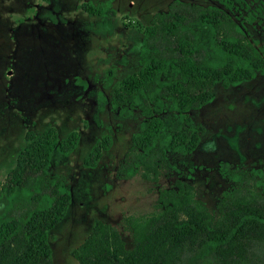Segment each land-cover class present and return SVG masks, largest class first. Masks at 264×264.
I'll return each instance as SVG.
<instances>
[{
	"label": "rangeland",
	"instance_id": "obj_1",
	"mask_svg": "<svg viewBox=\"0 0 264 264\" xmlns=\"http://www.w3.org/2000/svg\"><path fill=\"white\" fill-rule=\"evenodd\" d=\"M171 0H0V179L13 165L27 131L55 129L59 139L76 132V147L68 154L53 152L49 173L62 175L70 194L62 219L48 232L52 264H77L69 250L88 235L93 239L91 256L102 250L121 257L116 246L92 233L95 219L114 226L130 248L122 230L123 216H148L156 212L159 191L185 180L195 196L210 209L231 182L217 170L220 161L241 169L264 170V73L234 86L216 85L206 105L189 112L200 130L194 149L172 156L174 169L155 180L136 175L119 179L115 169L130 145L142 116L134 110L119 115L109 100L125 74L137 73L141 37L152 14ZM214 4V0H183ZM234 13L236 21L261 54L264 63V0H244ZM112 14L95 15L87 3ZM237 6V4H236ZM255 12L249 23L246 18ZM164 76L168 77L167 72ZM108 79H111L109 82ZM84 82V83H83ZM108 102L99 107L98 94ZM164 122L174 115L161 113ZM111 131V144L93 166L83 162L90 148ZM184 212L177 218L184 219ZM264 235V225L248 230ZM170 237L157 233L134 264H148L169 249ZM24 251L12 240L0 264H12ZM232 245L219 250L227 259Z\"/></svg>",
	"mask_w": 264,
	"mask_h": 264
},
{
	"label": "trees",
	"instance_id": "obj_2",
	"mask_svg": "<svg viewBox=\"0 0 264 264\" xmlns=\"http://www.w3.org/2000/svg\"><path fill=\"white\" fill-rule=\"evenodd\" d=\"M214 1L222 7L171 0L152 14L143 29L137 73L125 74L109 100L119 115L138 110L142 116L117 164V178L138 175L155 180L160 173L168 174L174 169L172 156L191 152L198 142L200 128L189 112L208 104L216 85L234 86L264 73L261 54L233 16L236 7L247 2ZM86 11L100 16L113 12L90 2ZM256 17L253 11L246 20L251 23ZM98 95L102 108L108 99ZM164 111L174 115L168 122L161 117ZM106 129L83 159L84 163L91 159L89 166L111 144V131ZM77 140L76 132L59 139L52 127L26 132L13 165L0 179V260L11 241L19 240L24 251L12 264H52L48 232L64 216L70 194L62 175H50L51 156L68 155ZM217 170L231 185L218 196L215 209L195 196L190 183L175 180L172 187L159 191L156 212L122 217L120 225L128 233L130 248L124 247L114 226L93 221L92 233L113 243L120 258L106 249L91 256L90 235L69 255L77 264H134L153 236L165 232L169 249L148 264H264V235L248 232L264 225V170L241 169L226 161H220ZM179 212L186 217L179 220ZM228 245L233 251L224 259L219 250Z\"/></svg>",
	"mask_w": 264,
	"mask_h": 264
}]
</instances>
